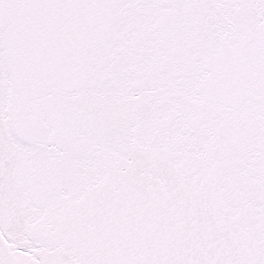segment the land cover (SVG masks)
Masks as SVG:
<instances>
[{"label":"snow or ice","instance_id":"snow-or-ice-1","mask_svg":"<svg viewBox=\"0 0 264 264\" xmlns=\"http://www.w3.org/2000/svg\"><path fill=\"white\" fill-rule=\"evenodd\" d=\"M0 264H264V0H0Z\"/></svg>","mask_w":264,"mask_h":264}]
</instances>
